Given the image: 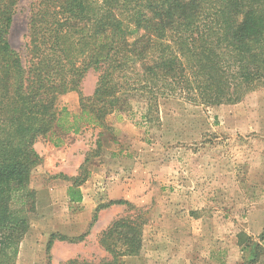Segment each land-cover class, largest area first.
Instances as JSON below:
<instances>
[{
    "label": "trees",
    "instance_id": "1",
    "mask_svg": "<svg viewBox=\"0 0 264 264\" xmlns=\"http://www.w3.org/2000/svg\"><path fill=\"white\" fill-rule=\"evenodd\" d=\"M19 2L0 0V264L18 263L31 229L37 195L30 182L42 164L35 148L40 138L57 130H100L97 151L86 156L78 176L60 175L71 183L70 203L79 204L88 165L112 132L108 117L129 110L131 102H142L143 119L152 122L161 102L173 97L220 106L264 87V0H32L25 62L9 41ZM90 70L98 77L87 97L81 84ZM72 92L79 96L77 114L58 106ZM113 205L133 208L123 199L100 205L89 229L99 210ZM146 224L142 215L113 221L99 239L111 260L98 264L139 255ZM89 229L75 238L52 234L47 264L55 242L82 243ZM257 248L249 264L257 262Z\"/></svg>",
    "mask_w": 264,
    "mask_h": 264
},
{
    "label": "rangeland",
    "instance_id": "2",
    "mask_svg": "<svg viewBox=\"0 0 264 264\" xmlns=\"http://www.w3.org/2000/svg\"><path fill=\"white\" fill-rule=\"evenodd\" d=\"M31 4L20 0L9 36L23 62ZM97 77L93 70L86 74L84 96L93 94ZM130 105L109 116L107 123L118 135L111 132L88 165L91 178L82 186L88 204L83 207L67 203L71 183L60 175L78 176L86 156L97 151L99 129L86 127L76 135L57 130L37 141L42 164L30 182L36 209L29 215L31 229L17 264H47L52 234L83 235L98 207L109 201L98 203L126 191L132 209L99 210L84 242H55L52 264L111 260L99 239L113 221L132 215L147 221L143 249L120 264H249L256 246L255 264H264V87L239 103L220 106L173 97L161 102L159 118L152 122L143 119L142 102ZM58 106L77 114L78 94L60 97Z\"/></svg>",
    "mask_w": 264,
    "mask_h": 264
},
{
    "label": "crops",
    "instance_id": "3",
    "mask_svg": "<svg viewBox=\"0 0 264 264\" xmlns=\"http://www.w3.org/2000/svg\"><path fill=\"white\" fill-rule=\"evenodd\" d=\"M109 121V117H108V119H107V122ZM108 124V123H107ZM109 125V124H108ZM111 128H112V126L111 125H109ZM99 132H100V130H99ZM112 133L114 134V136H117L118 135V131L116 130V131H113V129H112ZM109 136H111V133H108L106 136H105V138H104V140H107V138H109ZM104 140H103V143H104ZM90 171H91V169H89ZM94 175H92V177H93ZM91 178V177H90ZM89 178V179H90ZM92 179H94V177L92 178ZM119 181V180H118ZM87 182H89V180L87 181ZM86 182V183H87ZM85 185V184H84ZM81 192H82V187H81ZM82 194H83V201H82V203H79V204H71L70 203V201H69V198H68V195H67V193H66V195H65V197H66V200H67V203L70 205V206H72V205H77V206H79V205H81L82 207L83 206H85L86 204H88V202H87V197L84 195V193L82 192ZM129 196L130 195H128V193H127V191L126 192H122L119 196H118V198L117 199H112L111 197L110 198H108L106 201H100L98 204H103V203H105V202H110V201H113V200H121V199H124V200H129L130 201V199H129ZM91 210V209H90ZM89 209H88V211H90Z\"/></svg>",
    "mask_w": 264,
    "mask_h": 264
}]
</instances>
